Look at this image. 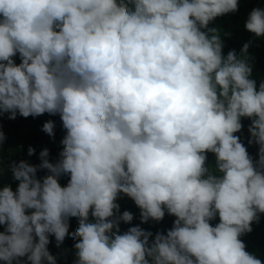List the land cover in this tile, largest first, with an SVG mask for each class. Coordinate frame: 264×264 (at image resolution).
<instances>
[{"label": "clouds", "instance_id": "clouds-1", "mask_svg": "<svg viewBox=\"0 0 264 264\" xmlns=\"http://www.w3.org/2000/svg\"><path fill=\"white\" fill-rule=\"evenodd\" d=\"M237 8L238 0H0V113L59 114L66 130L55 164L44 148L39 165H11L19 183L0 188V260L56 264L49 237L60 248L74 218L75 264H264L240 239L264 213V81L257 90L247 58L224 56L208 28ZM245 27L264 37V8ZM242 117L251 119L248 143L259 145L255 166L234 135ZM43 131L54 135V122ZM38 168L50 174L38 179ZM120 192L142 222L167 209L173 227L151 243L139 226L118 234L120 221L133 220L114 214Z\"/></svg>", "mask_w": 264, "mask_h": 264}, {"label": "trees", "instance_id": "trees-1", "mask_svg": "<svg viewBox=\"0 0 264 264\" xmlns=\"http://www.w3.org/2000/svg\"><path fill=\"white\" fill-rule=\"evenodd\" d=\"M256 7L264 8V0H238V8L235 12H231L218 16L209 22L208 28L217 29V33L222 41V54L227 56L229 51H235L238 58H247V62L252 68L251 78L256 81L257 90L259 84L264 81V37H258L254 33L249 32L245 27V21L248 14ZM207 31V29H202ZM211 35V33H210ZM248 43L249 47L246 53H242L244 44ZM15 63L21 62L19 53L13 57ZM9 113H0V132H3L6 139L0 143V188L5 185H10L13 191L16 190L19 181L15 180L12 175L11 165L20 160H26L32 165H39L41 163L40 152L47 148L49 150L48 159L51 163H56L60 159V152L63 151L61 144L62 139L66 135V130L63 128V123L59 114L44 113L39 116L23 117L17 113L15 119L9 118ZM49 120L54 122V135L50 136L43 131V124ZM242 128L234 135L240 138V141L246 147L248 154L252 157L254 166L259 159V145L253 142L249 144L251 134L248 130L251 124V119L247 117L241 118ZM31 146L35 149L32 155L28 154V148ZM206 166L213 174L219 175L216 171L215 155L211 152L206 153ZM50 174L47 169H37L36 176L42 179L45 175ZM69 181L68 176H61L58 180L61 188H66ZM119 204V213L121 215L124 211H129L133 214L131 222H119V233L123 234L129 228L139 226L143 230L152 232L149 237V242L154 240L155 234L161 232L166 234L167 230L173 227V222L176 217L170 215L165 209V215L160 221L149 218L147 222H142L140 219V208L135 204L134 200L122 192L118 193L115 201ZM29 212L32 210H28ZM259 220L251 223V232H246L241 235L240 239L244 242L245 250L255 255L264 261V213H259ZM111 219V218H109ZM89 221L94 222L89 213ZM212 226L219 223V216L209 221ZM79 226L78 219L69 220L68 237L65 238L63 245L60 248L56 247L55 238L49 237L48 251L56 259V264H75L77 260L76 249L73 241L69 238L73 236ZM5 225H0V232L5 230ZM113 231H116L114 228ZM38 241V237H34ZM79 240V238H78ZM78 242V241H77ZM147 258V257H146ZM20 260L25 264L26 257H21ZM151 264V258H149ZM0 264H6L5 261L0 260ZM13 264H16L13 261Z\"/></svg>", "mask_w": 264, "mask_h": 264}]
</instances>
